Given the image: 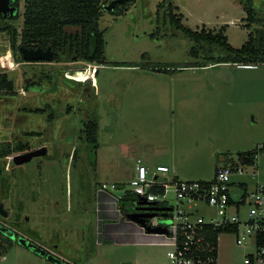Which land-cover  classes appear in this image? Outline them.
Segmentation results:
<instances>
[{
    "label": "rangeland",
    "instance_id": "1",
    "mask_svg": "<svg viewBox=\"0 0 264 264\" xmlns=\"http://www.w3.org/2000/svg\"><path fill=\"white\" fill-rule=\"evenodd\" d=\"M251 1L256 11L264 12V0ZM161 2L135 0L118 15L102 11L105 65L96 68L65 59L22 64L8 35L0 34V74L13 83V93H0V145L26 144L23 153L46 151L21 166L13 160L22 152L0 158V205L8 213L0 216V230L6 226L69 261L79 256L77 264H149L139 256L141 247L100 244L97 188L107 187L116 197L134 190L130 181L138 159L152 170L166 164L167 179L177 174L184 181H210L215 167L222 165L224 156L218 153H230L236 160L238 152L264 145V66L194 67L204 57L190 55L194 42L164 24L162 12L156 13ZM243 2L171 3L175 15H183L182 24L193 31H217L227 24L228 43L239 48L257 27H247ZM76 69H86L87 75H68ZM88 119L98 123L96 156L84 140ZM257 160L264 164V150ZM252 167L231 176L232 193L239 183L252 190L258 180L264 181L259 178L264 170L258 169V176L255 170L253 176ZM167 197L173 206L172 194ZM207 210L200 206V211ZM164 214L157 212L158 217ZM155 222L165 225L169 220ZM15 240L0 255V264H55ZM253 250L252 245L235 244L233 235L222 234L218 264H243ZM163 252L164 263L172 264Z\"/></svg>",
    "mask_w": 264,
    "mask_h": 264
},
{
    "label": "trees",
    "instance_id": "2",
    "mask_svg": "<svg viewBox=\"0 0 264 264\" xmlns=\"http://www.w3.org/2000/svg\"><path fill=\"white\" fill-rule=\"evenodd\" d=\"M111 0H26L24 13V29L21 32V45L29 48L47 49L50 47L53 57L52 62H61L65 59L70 62H83L94 66L105 65V38L104 31L99 28V20L103 7ZM135 0H127L111 13L122 14L126 11V5ZM173 0H162L157 7L163 14L165 25L175 28L188 37L194 46L190 55L198 57L202 55L204 60L196 63L194 67H205L209 64H236L244 66H257L264 64V12H258L253 7L251 0H244L243 11L246 14L247 27L256 24L257 27L247 34V40L240 48H234L228 43L225 35L226 26L217 31L201 28L193 31L182 24L183 15H175ZM118 12V13H116ZM116 13V14H115ZM6 31L10 39V46L15 52L18 50V32L13 25L0 24V33ZM145 57V55H143ZM186 67V66H185ZM158 72H169L167 69H157ZM98 70L95 71L97 74ZM69 76L83 79L87 75L86 69L69 70ZM13 93V83L6 75L0 74V93ZM50 121L53 115H48ZM83 134L87 147L94 155L99 148L98 123L96 120L88 119L84 123ZM28 150L26 144L19 143L12 147L9 143L0 145V158L8 156L12 151L25 152ZM90 150V152H91ZM257 147L250 151L238 152L236 160L230 154H225L224 164L231 166H253L258 156ZM234 161H237L236 163ZM94 163V162H93ZM244 187L245 185H241ZM118 189H122L117 185ZM156 193V191H153ZM138 198L133 191H125L118 198V208L129 219L136 220L145 230L163 228L152 227L149 218H132L129 208L136 204ZM141 213V211H139ZM18 235V234H16ZM12 245V241L0 233V255L6 254Z\"/></svg>",
    "mask_w": 264,
    "mask_h": 264
},
{
    "label": "built area",
    "instance_id": "3",
    "mask_svg": "<svg viewBox=\"0 0 264 264\" xmlns=\"http://www.w3.org/2000/svg\"><path fill=\"white\" fill-rule=\"evenodd\" d=\"M257 148L264 150V145ZM245 167L223 164L210 181H184L167 179V166L152 170L138 161L130 181L131 191L137 194V202L145 199L157 207L170 208L161 216L170 221L169 225L154 223L161 217L151 219L150 225L167 230V257L172 264H218L222 234L233 235L237 245L253 246L243 264H264V183L252 190L239 183L236 193H232L235 185L231 176L244 174ZM168 194H172L173 206L168 203ZM201 205L210 210L200 211Z\"/></svg>",
    "mask_w": 264,
    "mask_h": 264
},
{
    "label": "crops",
    "instance_id": "4",
    "mask_svg": "<svg viewBox=\"0 0 264 264\" xmlns=\"http://www.w3.org/2000/svg\"><path fill=\"white\" fill-rule=\"evenodd\" d=\"M240 6L242 8V5H240ZM224 26L227 27L228 25L226 24ZM227 40H228V38H227ZM246 40H247V36H246ZM233 65H236V64H233ZM209 66H214V65L209 64L208 66H205V67H209ZM261 66H264V64L263 65H257V66L237 65V67L247 68V70L254 69L257 67H261ZM96 67H98V66H95V68ZM93 80H94V77H93ZM247 151H250V150H247ZM242 152H245V151H242ZM218 154L221 156L222 155L224 156L226 153H224V154L218 153ZM227 154H230V153H227ZM225 158L226 157L224 156L221 159L222 165L224 164ZM138 161H140V160L138 159L137 162ZM140 163H142V162L140 161ZM144 165L146 166V164H144ZM258 165H259V161L257 160L254 167H252V170L254 173L256 170L257 176L260 174V171L264 170V164L263 165L260 164L259 167H258ZM157 166H167V165L166 164H158L155 167H157ZM218 166H220V165H217L215 167V170ZM261 166H263V167H261ZM150 169H152V168H150ZM258 169L259 170L261 169V170L259 171ZM169 171H170V169H169ZM214 173H215V171H214ZM135 174H136V172H135ZM171 177L180 180L178 178L177 174H173V175H171ZM259 178L261 180L264 179V174H263V177L259 176ZM197 181H205V180H197ZM261 183H264V181L258 180V182L255 184V186L258 184H261ZM115 184H117V183H115ZM241 184H244L247 187L246 183H241ZM116 188H118V187H116ZM109 189H112V187H109ZM120 190H122V189H120ZM96 192L98 193L97 194L98 200L96 201L95 213H97V215H98V219L96 222H97V226L99 228V236H100V238L102 237V239H99L100 244L106 243V241H109L110 243H112L114 241L117 244L132 245V247H134L135 249L141 247L143 249H141L139 251V253H140L139 256L145 257L146 260L149 262V264H165L163 261V254H164L163 251L166 250V255H167V252L170 249L169 245L166 243L167 238L165 237V235L146 232L144 227H142L141 225H139L138 223H136L132 219H129L126 216H124V214L118 208V198L120 196H122L125 191H122V195H119L116 197L113 193H111L107 189V187L103 186V187H98ZM134 213H140V212L139 211L138 212L132 211V214H134ZM90 260L92 261L93 258ZM71 261L73 263H75V262L77 263V261H79V260L75 261V260L71 259ZM135 261H136V259H135ZM79 264H84V263L79 262Z\"/></svg>",
    "mask_w": 264,
    "mask_h": 264
},
{
    "label": "water",
    "instance_id": "5",
    "mask_svg": "<svg viewBox=\"0 0 264 264\" xmlns=\"http://www.w3.org/2000/svg\"><path fill=\"white\" fill-rule=\"evenodd\" d=\"M127 0H111L107 5L103 7V9L107 12H112L116 8H118L119 5L125 3ZM15 8L9 7V0H0V16H6V14L9 12L10 17H12L15 13ZM23 59L25 61H46L50 62L53 57V53L50 49L42 50L40 48L33 50V49H26L21 48L20 49ZM29 79L25 80V83L28 84ZM89 82V81H88ZM46 154L45 149H37L33 151H29L20 155H17L14 157V164L17 166H21L24 164L29 163L32 159L36 157H42ZM130 211H141V213H134L131 215L132 218H149L150 220L154 217H158L156 212H164V211H170L169 207H157L155 203H147L145 199H143L140 202H137L133 207L129 208ZM155 212V213H154ZM8 213L3 210V206L0 205V216L7 217ZM133 220V219H132ZM136 222V220H133ZM138 223V222H136ZM139 224V223H138ZM160 225H163L159 223ZM170 221L168 224L169 225ZM141 225V224H139ZM142 226V225H141ZM143 227V226H142ZM0 232L8 237L11 240H15L16 242L21 245L22 247L26 248L27 250L31 251L32 253L38 255L39 257H46L47 260L55 263V264H70L65 261L60 260L59 258L55 257L52 254L47 255L46 250L39 246L38 244L34 243L30 239L19 235L16 238V232L6 226H3ZM148 233H156V234H166L167 230L165 228H153L151 230H146Z\"/></svg>",
    "mask_w": 264,
    "mask_h": 264
},
{
    "label": "flooded vegetation",
    "instance_id": "6",
    "mask_svg": "<svg viewBox=\"0 0 264 264\" xmlns=\"http://www.w3.org/2000/svg\"><path fill=\"white\" fill-rule=\"evenodd\" d=\"M25 5H26V0H9V7L10 8H15L16 9V11H15V13H14V15L12 16V17H10V15H9V12L6 14V16H3V15H1L0 16V24H6V25H13L14 27H16L15 26V24H14V22H17V25H19L20 27L19 28H17L16 27V29H17V32H18V40H17V45H18V50H17V52H18V56H20V59H21V63L22 64H29V65H31V64H40V63H50V62H52V60L50 61V62H46V61H25L24 59H23V55H22V53H21V51H20V49L21 48H26V47H23L22 45H21V32H22V30L24 29V13H25ZM2 33H6V31H3V32H1L0 34H2ZM6 35H8L7 33H6ZM8 38H9V36H8ZM9 41H10V39H9ZM26 49H33V50H36V49H38V48H34V47H29V48H26ZM47 49H50V47H48ZM47 49H42V50H47ZM51 50V49H50ZM16 52V51H15ZM28 79V78H27ZM27 79H25V80H27ZM29 81H30V79H29ZM26 84V83H25ZM0 223H1V221H0ZM15 234H18V235H16V238L19 236V235H21V234H19V233H15ZM27 238V237H26ZM29 239V238H28ZM11 240V239H10ZM31 240V239H30ZM11 241H13V240H11ZM31 241H33V240H31ZM15 242H16V240H15ZM34 242V241H33ZM34 243H36V242H34ZM36 244H38V243H36ZM39 246H41L40 244H38ZM42 248H44L45 250H46V253H47V255H49V254H52V255H54L55 257H57V258H59L60 260H62V261H65V262H67V263H70V264H77L76 262L75 263H73L72 261H69V260H67L66 258H64L62 255H60V254H58V253H54V252H51L49 249H47L46 247H44V246H41ZM54 248L56 249L57 247L56 246H54ZM76 255L77 254H73L72 256H74V258H76ZM78 256V255H77ZM42 258H44V259H46V257H42ZM77 259H79V260H81L80 259V257L78 256V258ZM47 260V259H46ZM74 260H76V259H74Z\"/></svg>",
    "mask_w": 264,
    "mask_h": 264
}]
</instances>
